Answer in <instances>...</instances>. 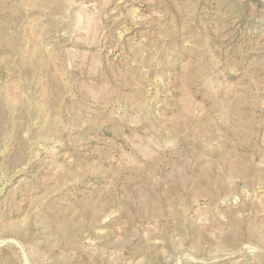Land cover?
I'll use <instances>...</instances> for the list:
<instances>
[{
	"label": "rangeland",
	"instance_id": "374dc122",
	"mask_svg": "<svg viewBox=\"0 0 264 264\" xmlns=\"http://www.w3.org/2000/svg\"><path fill=\"white\" fill-rule=\"evenodd\" d=\"M0 264H264V0H0Z\"/></svg>",
	"mask_w": 264,
	"mask_h": 264
}]
</instances>
